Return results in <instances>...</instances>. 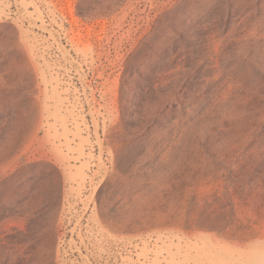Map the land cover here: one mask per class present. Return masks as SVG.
Returning a JSON list of instances; mask_svg holds the SVG:
<instances>
[{"label": "rangeland", "instance_id": "obj_1", "mask_svg": "<svg viewBox=\"0 0 264 264\" xmlns=\"http://www.w3.org/2000/svg\"><path fill=\"white\" fill-rule=\"evenodd\" d=\"M0 264H264V0H0Z\"/></svg>", "mask_w": 264, "mask_h": 264}]
</instances>
